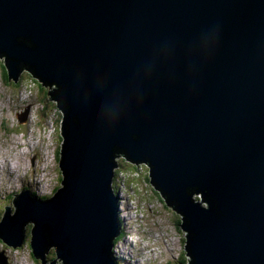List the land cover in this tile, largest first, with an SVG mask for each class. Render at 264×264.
<instances>
[{"label":"water","instance_id":"1","mask_svg":"<svg viewBox=\"0 0 264 264\" xmlns=\"http://www.w3.org/2000/svg\"><path fill=\"white\" fill-rule=\"evenodd\" d=\"M3 55L64 111L61 187L18 194L3 241L32 221L41 264H122L124 156L191 225L180 264H264V0H0Z\"/></svg>","mask_w":264,"mask_h":264},{"label":"rangeland","instance_id":"2","mask_svg":"<svg viewBox=\"0 0 264 264\" xmlns=\"http://www.w3.org/2000/svg\"><path fill=\"white\" fill-rule=\"evenodd\" d=\"M4 59L0 58V164L3 165L0 168V222L6 213V211L4 212L6 207L11 210L10 215L15 214L16 208L11 209L13 206L12 194L30 189L38 196H45L47 189L51 195H54L55 187H60L63 179L57 160L62 143L61 117L58 118L54 113L47 112L50 105L45 106L42 117H39L41 113L38 112L41 109L39 101L45 99L56 109L55 101L46 98L49 87L43 86L42 89L36 83L35 89H33L29 85L28 88L38 91V97H34L30 102L31 99L28 98L31 94L30 91L23 92L21 84L16 86L15 82L5 80ZM28 73H25L24 79L30 77L31 72ZM24 104H29L32 107L27 115L30 117L26 121L22 117L20 118ZM57 133L58 137L56 138ZM18 141H21V144ZM41 144L48 147L49 156L46 151L41 149ZM5 146L8 150H5ZM125 171L123 175L117 177V189L125 217L122 231L124 235L120 240L122 263L180 264V248L187 243V237L181 231V223L180 225L176 224L180 212L174 209V204L172 205L173 209L167 207L156 192L152 198L145 201L135 188L136 181L144 182L142 179L144 176L133 166L128 167ZM149 171L147 169V176ZM129 180L130 182H128ZM52 188L53 190H51ZM142 193L147 196V193L143 191ZM148 205H151L152 209L148 208ZM137 208L140 209L136 210ZM2 213H4L3 216ZM152 223L159 230L157 234H161L157 239L150 237L152 227L149 225ZM139 227L140 231L146 232L145 235L136 232ZM32 228L33 223H27L24 242L15 248L0 238V257L4 259L3 261L0 259V264H41V261L35 259L31 252ZM156 228H153V231H157ZM136 238L139 239V242ZM171 239H174L173 242ZM145 240L149 241L147 251L144 249ZM144 252L146 253L144 254ZM132 255L133 258H131Z\"/></svg>","mask_w":264,"mask_h":264},{"label":"clouds","instance_id":"3","mask_svg":"<svg viewBox=\"0 0 264 264\" xmlns=\"http://www.w3.org/2000/svg\"><path fill=\"white\" fill-rule=\"evenodd\" d=\"M4 66H6V65H4ZM4 69H5V67H4ZM5 76H7V72H6V69H5ZM8 79V78H7ZM43 85V84H42ZM43 86H45V85H43ZM46 87H49L50 88V86H46ZM52 89V88H51ZM61 114H62V112L59 110V112H58V114H57V117L59 118L60 116H61ZM61 126V125H60ZM58 134V133H57ZM57 160H58V158H57ZM128 165H130V166H128ZM120 166H122V168H123V170L125 171L126 169H128V167L129 168H131L132 166L134 167V168H136L137 170H139L141 173H142V175L145 177H149V173H150V171L148 172V176H147V169H149L150 170V167L146 164V163H140V165H138V164H134V163H132V162H130L129 160H127L124 156H122V157H119V169L118 170H120ZM146 166H148V168L146 167ZM120 172V175H122V173H121V170L120 171H118V173ZM126 172V171H125ZM130 181V180H129ZM142 183V182H141ZM141 183L140 182H138V181H136V186H135V188H136V190H137V192H138V194L140 195V197L141 198H143L145 201H148L150 198H152L154 195H155V192L161 197V199H162V201L164 202V204L167 206V207H169V208H171V206L167 203V201L165 200V198L159 193V190H157L156 189V191H154L155 189H153V187H147L146 185H144L143 183V187L142 186H139V185H141ZM61 187V186H60ZM59 187H55V191H57V189H58ZM143 192H145V193H147V196H145L143 193H142V191ZM52 190H53V188H52ZM53 196V194L51 195L50 193H49V195H47V197H45V196H42V198L43 199H48V198H51ZM37 197H39V196H37ZM40 198V197H39ZM10 206V205H9ZM16 208V206L14 205V203H13V206H11V209H15ZM140 208H137V210H139ZM6 210H4V212H5ZM4 214V213H3ZM182 216V217H181ZM180 219H181V225L183 224V222H184V220H183V218H184V216L183 215H181L180 214V216H178ZM179 228V227H178ZM141 230V228L139 227L138 228V230L136 231V232H138V231H140ZM181 231H182V229H181ZM184 233V232H183ZM185 235H186V237H187V233L185 232L184 233ZM136 240L139 242V239L138 238H136ZM151 240V239H150ZM186 240H187V238H186ZM146 241V243L144 244L145 245V250L147 251L148 250V245H147V243L149 242V241H147V240H145ZM141 243V242H140ZM146 252H144V254H145ZM51 255H53V256H55V253H53V254H51Z\"/></svg>","mask_w":264,"mask_h":264},{"label":"bare ground","instance_id":"4","mask_svg":"<svg viewBox=\"0 0 264 264\" xmlns=\"http://www.w3.org/2000/svg\"><path fill=\"white\" fill-rule=\"evenodd\" d=\"M3 57L5 58L6 57V55H3ZM27 71H28V69H27ZM5 78H6V76H5ZM49 90L47 91V99H51V100H54V99H52V97H51V95L50 94H48V92L49 91H51L52 89L51 88H48ZM30 110H31V106L30 105H24V107L22 108V118L24 119V118H27V115H28V112H30ZM23 111H24V113H23ZM64 111L62 110V116H60L61 117V120H60V125H61V123H62V121H63V116H64V113H63ZM59 117V118H60ZM18 143L19 144H21V141H18ZM2 149V148H1ZM8 150V148L5 146V150ZM48 156H49V153H48ZM3 165H1L0 164V168L2 167ZM147 168H148V166H146ZM12 168V167H11ZM120 170H121V173H122V175L124 174V170H123V168H122V166H120ZM149 175H150V173H149ZM121 176V175H120ZM46 177V176H45ZM6 181V180H5ZM128 182H130V181H128ZM164 184H165V187H167V184L164 182ZM143 187V186H142ZM153 187V189H155V187L154 186H152ZM49 189V188H48ZM167 190H165V195H166V199H167V201L168 202H170L169 204L171 205V208L173 209V207H172V205L176 202V198L173 196V193L170 195V192L168 191V188H166ZM52 190V189H51ZM156 190V189H155ZM33 192V191H32ZM17 193V192H16ZM45 193H48L49 194V192H48V190L46 189V191H45ZM162 191H160V194L162 195ZM158 204H160L159 202H158ZM148 208H151L152 209V207H151V205H148L147 206ZM128 209V208H127ZM134 211V210H133ZM164 211V210H163ZM164 213H166V212H164ZM2 216H3V213H2ZM186 217H187V219H189L190 220V215L189 214H186ZM126 218H127V216H126ZM129 220V219H128ZM31 223H32V221H30ZM126 222H127V220H126ZM149 226H151L152 228H151V232H150V237L152 238V239H157L160 235H158L157 233L159 232V230L156 228V226H155V224L154 223H152V224H150ZM180 227H181V229H182V231L185 233H188L187 231H190L191 230V225L189 224V227L188 228H186V227H184L183 225H180ZM153 228L155 229L156 228V230L157 231H153ZM163 231V230H162ZM138 233H141L142 235H145L146 234V232H144V231H138ZM168 238H170L169 236H168ZM173 240L174 239H171V242H173ZM169 242H170V239H169ZM122 245V244H121ZM124 245V244H123ZM30 246H31V252H32V254H33V247H32V245H31V239H30ZM121 247V246H120ZM123 248V247H122ZM53 251V250H52ZM124 252V251H123ZM126 252V251H125ZM33 256H34V254H33ZM52 257H53V259H54V256L53 255H51L50 254V256H49V258H50V261L51 260H53L52 259ZM39 258V257H38ZM131 258H133V255H132V257ZM1 260L3 261V258H1ZM37 260H40V258L39 259H37ZM41 261V260H40ZM141 262V261H140ZM139 262V263H140ZM123 264V263H122Z\"/></svg>","mask_w":264,"mask_h":264},{"label":"trees","instance_id":"5","mask_svg":"<svg viewBox=\"0 0 264 264\" xmlns=\"http://www.w3.org/2000/svg\"><path fill=\"white\" fill-rule=\"evenodd\" d=\"M6 75V74H5ZM6 79H7V76H6ZM44 87H42V89H43ZM122 157V156H121ZM128 166H130V165H128ZM118 171H120V170H118ZM117 177H120V172L118 173V172H115V177H114V179L115 178H117ZM141 185H143V184H141ZM144 186V185H143ZM124 234L122 233L121 235H120V237H122Z\"/></svg>","mask_w":264,"mask_h":264},{"label":"flooded vegetation","instance_id":"6","mask_svg":"<svg viewBox=\"0 0 264 264\" xmlns=\"http://www.w3.org/2000/svg\"><path fill=\"white\" fill-rule=\"evenodd\" d=\"M180 222H181V219L179 218V219H177L176 224H177V225H180ZM184 263H185V262H184Z\"/></svg>","mask_w":264,"mask_h":264}]
</instances>
